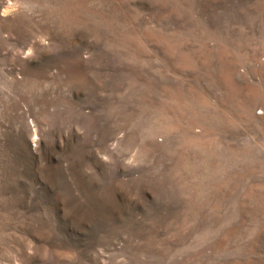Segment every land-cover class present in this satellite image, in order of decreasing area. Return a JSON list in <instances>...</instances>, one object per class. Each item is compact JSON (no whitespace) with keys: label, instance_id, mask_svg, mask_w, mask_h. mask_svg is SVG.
<instances>
[{"label":"rangeland","instance_id":"obj_1","mask_svg":"<svg viewBox=\"0 0 264 264\" xmlns=\"http://www.w3.org/2000/svg\"><path fill=\"white\" fill-rule=\"evenodd\" d=\"M0 264H264V0H0Z\"/></svg>","mask_w":264,"mask_h":264}]
</instances>
